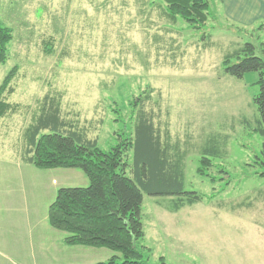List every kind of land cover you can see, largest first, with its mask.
<instances>
[{"label": "rangeland", "instance_id": "1", "mask_svg": "<svg viewBox=\"0 0 264 264\" xmlns=\"http://www.w3.org/2000/svg\"><path fill=\"white\" fill-rule=\"evenodd\" d=\"M213 10L205 29L194 30L182 19L168 22L160 0H0V22L12 31L0 83L17 67L6 95L16 109L0 120V246L17 254L11 261L0 255V264L67 261L38 252L65 233L48 225L46 208L23 200L29 175L16 165L24 130L50 100L58 102L64 122L103 150L125 129L134 141L136 114L143 109L172 157L179 155L184 188L203 196L173 211L176 197L143 193L138 249L144 261L264 264V177L255 164L262 138L252 103L258 74L237 79L224 72L226 50L250 39ZM49 44L52 52L46 53ZM202 157L210 162L205 176L197 173ZM65 172L54 185H88L80 170ZM104 257L85 254L84 261Z\"/></svg>", "mask_w": 264, "mask_h": 264}, {"label": "trees", "instance_id": "2", "mask_svg": "<svg viewBox=\"0 0 264 264\" xmlns=\"http://www.w3.org/2000/svg\"><path fill=\"white\" fill-rule=\"evenodd\" d=\"M160 2L162 15L168 22L182 19L194 30L205 29L209 18L214 17L210 0ZM11 41L12 31L0 22V65L7 61ZM50 52L51 44L46 53ZM222 66L227 75L237 79L249 72L258 74L255 82L258 92L252 97V103L258 112L257 131L262 142L255 164L260 167L259 176L264 177V45L246 42L225 55ZM16 69L12 67L0 83V120L16 109L6 99L13 91L11 82ZM151 116L143 109L138 110L134 141L125 129L115 144L103 150L95 140L64 122L58 102L50 100L42 104L39 115L23 132V163L39 170L77 169L88 179L86 187L58 188L48 206L46 220L52 229L65 233L62 242L66 246L107 249L113 253L105 261L93 264H148L138 249L144 237L143 193L176 197L173 211L203 199L202 195L184 188L179 155L173 158L169 153L170 145L167 139L161 140ZM60 126L68 129L60 132ZM48 128L55 131L40 133ZM132 149L130 164L128 153ZM209 166V160L202 157L197 173L205 176L203 170ZM160 263L164 264V260Z\"/></svg>", "mask_w": 264, "mask_h": 264}, {"label": "crops", "instance_id": "3", "mask_svg": "<svg viewBox=\"0 0 264 264\" xmlns=\"http://www.w3.org/2000/svg\"><path fill=\"white\" fill-rule=\"evenodd\" d=\"M210 5L212 10L214 9L219 12L220 17L224 22L228 23L231 27H235L239 30H242L244 35H246V38L250 39L249 43H252L254 45H259L260 43H262L264 45V0H211ZM244 43H246V41L243 42L241 45L233 44V49L225 50L226 52H232L240 48ZM16 165H19L20 168H23V176H27V174L29 175V177H25V179H23L24 184L30 185L28 195H26L25 192L22 196L23 200L28 201L29 197V199H32L34 202H36L35 206L37 209L43 210L44 207L47 210L48 206L53 201H51V197H53V199L55 197L54 190L60 188L58 187V185H54V182L55 184H58L56 183V177L59 175H67V172L65 171L69 169L39 170L29 164L23 163L22 161L21 163ZM32 175L38 177L31 178L30 176ZM36 182H39V184H37V187L35 185ZM49 235L57 236L54 235V232H51V230L49 232ZM64 237L65 236H60L58 237L56 243L50 242L47 246L38 248V252H41L43 255H61V257L67 260H64L66 264L97 263V261L85 262V254L92 255L93 257L98 258L100 255H104L105 260L108 259L111 255H113L112 252L109 253L110 251L102 252L104 250L92 247L66 246L62 242V239ZM16 254L17 251L14 248H12L11 250L7 246H0V255L4 259L11 261V257L15 256ZM53 258L54 262H58L56 257Z\"/></svg>", "mask_w": 264, "mask_h": 264}]
</instances>
